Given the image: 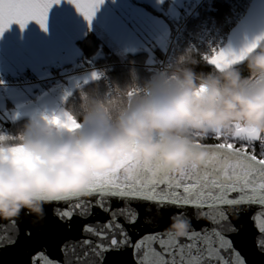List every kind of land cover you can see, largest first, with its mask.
Here are the masks:
<instances>
[{
  "label": "clouds",
  "instance_id": "obj_1",
  "mask_svg": "<svg viewBox=\"0 0 264 264\" xmlns=\"http://www.w3.org/2000/svg\"><path fill=\"white\" fill-rule=\"evenodd\" d=\"M228 52L244 57L205 73L186 50L147 80L113 83L111 95L95 84L69 111L39 114L0 136V219L14 223L25 211L42 218L45 204L85 195L94 176L126 158L177 174L200 166L207 153L197 134H230L236 124L264 134V32ZM66 114L76 123L66 124ZM190 228L178 213L167 231L181 238Z\"/></svg>",
  "mask_w": 264,
  "mask_h": 264
},
{
  "label": "snow or ice",
  "instance_id": "obj_2",
  "mask_svg": "<svg viewBox=\"0 0 264 264\" xmlns=\"http://www.w3.org/2000/svg\"><path fill=\"white\" fill-rule=\"evenodd\" d=\"M60 0H0V35L13 23L23 29L28 22H37L46 30L48 12ZM163 4L165 0H158ZM76 10L82 14L89 26L97 10L105 0H69ZM195 49L190 50L193 51ZM211 57L202 58L210 65L222 68L228 63L242 60L244 53L230 54L220 49ZM133 77H136L133 73ZM100 73L92 71L90 79L97 81ZM85 84L88 83L86 79ZM66 124L76 122L70 114H66ZM48 119V117H45ZM3 133H0L2 136ZM216 144L199 142L197 134L196 146L206 151L207 157L200 166H190L183 173L160 165L157 161L151 165H136L127 158L119 162L110 172L93 177L86 194L69 197L63 201L72 202L63 210L58 211L62 219L71 220L73 216L87 218L92 215V209L98 208L109 216L99 228L86 224L83 232L97 238L80 241L84 249L76 257V264H88L90 255H99L104 251L129 245L136 253V264H244L239 253L233 250L229 259L223 253L231 249L228 240L216 227H205L199 231L189 230L183 236V242L171 232H156L145 234L134 243L120 223L123 217L127 223L134 224L139 216V210L133 208V202L155 204L159 207L174 205L177 207L191 206L201 210L200 216L216 225L228 219V209L247 205L256 207L252 220L257 230L264 234V151L260 157L250 154L248 146L254 141H260L264 146V136L257 130L234 125V131L225 134L214 130ZM230 139L243 143L236 147ZM95 196V200H84L83 197ZM108 198V199H106ZM123 201V206L113 208L111 200ZM107 205V206H106ZM15 223V222H14ZM117 230H119L117 235ZM108 241L105 245L100 241ZM257 243L264 247V239ZM32 264H60L53 260L45 251L39 250L32 258Z\"/></svg>",
  "mask_w": 264,
  "mask_h": 264
},
{
  "label": "crops",
  "instance_id": "obj_3",
  "mask_svg": "<svg viewBox=\"0 0 264 264\" xmlns=\"http://www.w3.org/2000/svg\"><path fill=\"white\" fill-rule=\"evenodd\" d=\"M184 1L165 0L160 4L158 0H105L89 26L69 0H60L48 12L46 30L37 22L30 21L23 29L13 23L0 35V71L13 74L19 70L41 77L42 68L56 62L74 66L82 60L101 67L97 64L98 60L114 56L124 60L129 55L140 53L147 55L146 65L151 64L165 52L171 33L169 18L180 14ZM119 12H141L147 27L143 26L144 31L141 32L140 28L133 27L134 22H127ZM132 30L140 37L136 38ZM89 36L101 42L92 59L84 57L81 44ZM161 39L164 44L160 46ZM152 48L155 53H152ZM29 88V91H11L5 98L0 96V111L10 113L8 118L3 119L5 122L32 119L42 113L61 114L78 89L67 79L59 90L39 98L45 107L42 111L33 106L36 99L32 95L33 88Z\"/></svg>",
  "mask_w": 264,
  "mask_h": 264
},
{
  "label": "water",
  "instance_id": "obj_4",
  "mask_svg": "<svg viewBox=\"0 0 264 264\" xmlns=\"http://www.w3.org/2000/svg\"><path fill=\"white\" fill-rule=\"evenodd\" d=\"M264 32V0H252V3L235 27L230 31L226 44L222 49L238 53L247 41ZM243 64L239 65L242 66ZM213 66V65H212ZM84 200H95V196L83 197ZM108 199V198H106ZM72 202L60 201L44 205L43 217L22 212L15 223L0 219V264H32V258L39 250L45 251L53 260L60 264H76V257L84 250L80 241L88 238L97 242L90 233L83 232L86 224L99 228L109 219V216L98 208L92 209V215L86 219L76 215L71 220L62 219L58 211L63 210ZM113 208L123 206V201L111 200ZM107 206V205H106ZM133 208L139 210L138 219L129 224L121 217L128 236L134 243L145 234L167 232L172 217L183 214L191 221L190 230L199 231L202 228L216 227L231 241V249L223 255L232 258L233 250L239 253L244 264H264V247L257 241L264 239L253 220L256 207L247 205L229 208L228 219L212 225L200 216L199 209L191 206L177 207L133 202ZM119 230H117L118 235ZM119 238V235H118ZM183 242V237L179 238ZM105 245L108 241H100ZM88 264H136V253L129 245L104 251L99 255H90Z\"/></svg>",
  "mask_w": 264,
  "mask_h": 264
},
{
  "label": "built area",
  "instance_id": "obj_5",
  "mask_svg": "<svg viewBox=\"0 0 264 264\" xmlns=\"http://www.w3.org/2000/svg\"><path fill=\"white\" fill-rule=\"evenodd\" d=\"M252 0H186L178 16L169 18L171 33L165 52L155 58L151 64L143 66L151 75L173 63L179 54L186 50L202 57H211L224 47L230 31L244 18ZM218 4H220L218 6ZM100 71L101 76L108 80L103 67H95L93 63L78 60L74 66H66L59 62L42 68L41 77L34 74L15 71L13 74L0 71V95L6 97L11 91H22L25 87L33 88V97L38 100L42 95L54 93L65 81L87 71ZM109 95L112 93L109 92ZM234 131V130H233ZM0 133L7 134V123L0 118ZM264 136V134H261ZM217 140L214 135L205 138ZM229 142L242 146L239 140ZM248 148L260 153L264 151L260 141H254ZM259 158V157H258Z\"/></svg>",
  "mask_w": 264,
  "mask_h": 264
},
{
  "label": "trees",
  "instance_id": "obj_6",
  "mask_svg": "<svg viewBox=\"0 0 264 264\" xmlns=\"http://www.w3.org/2000/svg\"><path fill=\"white\" fill-rule=\"evenodd\" d=\"M220 4H218L219 6ZM82 48L84 51V57L86 59H92L94 55L97 53L101 42L99 39L89 36L87 39L82 41ZM183 54V53H181ZM179 54V55H181ZM193 56L197 59L198 64L195 65V70L197 72H209L213 69L214 66L208 64L207 62L201 61L198 56L192 53ZM148 57L145 53H140L136 55H129L124 60H121L119 57H107L101 60H98L97 64L104 68V73L107 75L108 80L101 76V78L97 81H93L92 83L82 85L78 89L75 90L72 97L68 100L66 105L64 106V111H69L71 107L76 106L80 103L79 92L81 90H87L93 87L95 84L100 85L101 91H106L107 93L111 92V88L113 83H117L121 86L129 83L133 77V73H135L136 78L139 81H144L150 78V73L143 66L147 64ZM242 72L247 75V69L244 65L240 66ZM28 118H23L16 122L7 123L8 126V135H15L23 125L29 121ZM199 139V138H197ZM200 143L203 144H216L223 141H211L207 139H199ZM236 147H240L235 144ZM250 154L257 155L260 157L258 152L252 150L250 148L247 149Z\"/></svg>",
  "mask_w": 264,
  "mask_h": 264
},
{
  "label": "rangeland",
  "instance_id": "obj_7",
  "mask_svg": "<svg viewBox=\"0 0 264 264\" xmlns=\"http://www.w3.org/2000/svg\"><path fill=\"white\" fill-rule=\"evenodd\" d=\"M119 14H120V16L123 18V19H125L127 22H129V23H133L134 22V25H133V27H137V28H140L141 29V32H143L144 30H143V26L144 27H147L146 25H147V23H146V20H145V16L141 13V12H129V13H126V12H119ZM149 26H152L153 27V25L152 24H150ZM134 30V29H133ZM132 30V31H133ZM134 32V31H133ZM134 34H135V36H136V38H138V36L140 37V35H138L137 33H135L134 32ZM146 42V41H145ZM164 44V40L163 39H161V41H160V46L161 45H163ZM151 51H152V53H155V50H154V48H152L151 49ZM91 72L92 71H87V72H83V73H81V74H79L78 76H75V77H71V78H69L68 80H69V84L70 85H73V86H75V88H79L80 86H82V85H86L85 83H84V81L87 79L88 80V83L87 84H89V83H92L93 82V80H91L90 79V75H91ZM96 72H98V71H96ZM99 73V72H98ZM101 76V75H100ZM30 90V88L29 87H25L24 89H23V91H29ZM1 96V95H0ZM4 97V96H3ZM5 98V97H4ZM40 99H38V101L36 102V100H34L33 101V103L35 104V105H33V106H35V107H38V109L39 110H42V111H44L45 110V107H43L42 106V104H41V101H39ZM39 102V103H38ZM34 107V108H35ZM14 114V113H13ZM9 115H10V113H6V112H1L0 111V118L3 120L4 118H8L9 117Z\"/></svg>",
  "mask_w": 264,
  "mask_h": 264
},
{
  "label": "bare ground",
  "instance_id": "obj_8",
  "mask_svg": "<svg viewBox=\"0 0 264 264\" xmlns=\"http://www.w3.org/2000/svg\"><path fill=\"white\" fill-rule=\"evenodd\" d=\"M200 141V140H199Z\"/></svg>",
  "mask_w": 264,
  "mask_h": 264
}]
</instances>
